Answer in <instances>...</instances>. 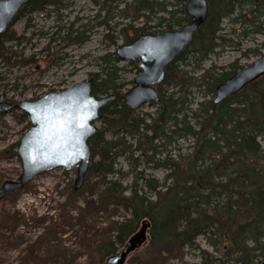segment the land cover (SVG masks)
I'll list each match as a JSON object with an SVG mask.
<instances>
[{
    "label": "trees",
    "instance_id": "1",
    "mask_svg": "<svg viewBox=\"0 0 264 264\" xmlns=\"http://www.w3.org/2000/svg\"><path fill=\"white\" fill-rule=\"evenodd\" d=\"M92 1L99 7L97 20L106 12L97 25L113 32L118 29V24L114 28L109 24L114 15L133 22L146 20L145 24L154 19L157 27L166 26L164 31L152 34L181 29L191 21L185 12L188 0ZM50 2L60 4L64 0ZM121 4L125 5L119 10ZM209 5L208 20L190 46L166 69L164 81L158 85L159 100L153 102L158 107L154 115H141L123 103L116 54L104 57L101 73L91 75L96 96L113 92L119 98L101 109L103 127L88 141L91 163L84 187L96 199L87 202V208L110 213L113 207L125 213L121 221L109 222L108 227L97 228L87 219L84 209L75 218L68 206L76 207L79 192L71 187L67 205L63 206L66 215L62 217L74 229L73 237L81 241L80 248L93 254L95 260L91 264H109V258L118 255L141 233H145V241L127 260L142 250L146 256L153 252L159 257H172L184 248H193L197 239L204 236L222 253V264L264 261V147L260 142L264 137V76L217 105L213 100L216 88L243 68L234 63L231 70L219 73L212 67L200 79L207 90L204 100L196 104L190 99L191 90L201 84L180 68L190 52L200 63L215 54L221 41H225L220 35L222 21L234 16L236 10L250 6L253 9L248 14L241 13V17L252 24L263 19L264 0H209ZM177 6L180 12L174 9ZM179 13L182 15L178 16ZM149 29L129 25L122 30L125 45L147 35ZM256 32H263L262 27ZM107 37L111 43L118 39L109 34ZM3 46L0 41L1 57ZM21 118L27 120L28 116L22 114ZM188 139H192V145L184 152L180 140ZM19 144L20 141L9 148L13 156L18 157ZM137 152L140 154L135 170L144 159V163L153 164L156 169H166L163 181L144 170L135 174L130 185H124L126 173L117 169L118 161L122 157L134 160ZM19 192L7 198L16 197ZM109 218L110 215L108 221ZM19 222L20 215L11 214V208L0 209V259L25 242L23 236L8 237L4 230ZM65 233L63 224L52 222L46 226L35 241L26 242L21 264H46L58 258L67 261L79 247L65 248L59 241ZM136 264L150 262L142 260Z\"/></svg>",
    "mask_w": 264,
    "mask_h": 264
},
{
    "label": "rangeland",
    "instance_id": "2",
    "mask_svg": "<svg viewBox=\"0 0 264 264\" xmlns=\"http://www.w3.org/2000/svg\"><path fill=\"white\" fill-rule=\"evenodd\" d=\"M127 2L130 3V1ZM173 2L176 3V0H172ZM70 3L76 6L72 10L69 7L60 10L58 12L60 14L59 19L55 16L56 20L54 18L47 21L42 20L41 23L45 26L46 30L47 28L52 29L50 31L52 35L57 32V27L65 26V28H69L73 22H76L75 29L81 26H90L91 28L88 33L89 39L85 48L79 50L78 47H73L62 50L64 48V42L69 39L67 31L59 35V38L53 45L50 43L49 38H45L41 42L44 51L46 48H52L56 58H64L65 54H70L71 58L67 59L66 62H62L63 64L60 66L52 68L51 72L42 81V75L37 70L38 60L43 61V64L46 65L44 63L46 58L37 56L40 51L39 49H41L39 41L33 39L31 43H23L20 45H17L15 42L6 43V47L11 52L21 53L22 57L17 60L21 62L22 60H26V64L14 65V62H10L8 65L4 64V61L0 59V79H2L0 80V100L5 99L7 96L16 98L19 102L24 100H38L50 92H61L76 83L93 78L91 77L92 74L101 73L102 66L105 64L102 58L110 54H116L118 48L125 44L126 39L122 30L129 25L135 28L148 26L150 28L148 34L166 29V26L157 27V20L154 19L145 24L146 20L133 22L130 19L114 15V19L109 24L113 28L118 24V29L114 32L109 31L105 26L97 25L106 16V12H103L100 19L97 20L96 15L99 12V7L92 0L66 1L68 6ZM124 5L121 4L119 10L123 9ZM174 9L180 12L181 8L177 6ZM252 9L250 6H245L243 9L236 10L234 16L223 19L220 35H222L225 41H221L223 42L221 43L222 46L218 47L215 54L211 55L204 63H200L196 59L197 57L193 56L191 52L188 54L187 60L180 63V68L187 72L189 77L193 76V78L198 79L194 81L201 84V86L197 85L191 90L192 94L190 99L194 100L196 104L204 100L203 97L207 89L200 79L207 70L214 67L216 72L219 73L229 71L231 70L230 66L234 63L241 68H245L264 56V18L258 23L252 24L240 15L241 13L243 15L248 14ZM70 12L71 15L69 14ZM61 15H65L66 17L62 18ZM180 15L182 14L179 13L178 16ZM36 16L38 18L37 22L40 24L39 19L42 18V15L38 13ZM161 16L166 17L165 15ZM77 18L83 19L80 24H77ZM23 24L24 19H21L18 24V29H14L17 36L22 34ZM260 27H262L263 32H256ZM175 29L179 30V27ZM108 34L114 38H118L115 39V43L110 42L107 37ZM132 36L133 33L130 31L129 37ZM85 55L86 57H84ZM13 60L15 59L13 58ZM116 66L121 68L117 82L122 85L121 91L124 95L134 86V79L139 74V68L132 63L118 61L116 62ZM74 70H78L79 72L72 74ZM109 94L114 93L110 92L106 95ZM196 107L195 105L194 108ZM157 108L156 104L148 103L137 112L141 115L152 116L156 113ZM22 114L21 111L16 110L7 115L3 114V116H0V186L7 180H18L22 172L20 159L8 151L30 129L29 118L22 120ZM97 127L101 129L103 127L102 123H97ZM111 137L112 135L109 133L108 138ZM128 140L130 143L136 144L135 140L130 138ZM191 142L192 139L180 140L184 152L189 151L192 145ZM260 142L264 147V137L260 138ZM139 154L140 152H137L134 155V160L131 159L129 161L127 158L122 157L118 161L117 169H122L123 173H126L122 179L124 185H130L135 180V174L144 170L147 175L154 176L160 181H163L167 175L166 169H156L153 164L144 163V159L139 162L140 166L135 170ZM77 175V167L69 171L58 169L42 173L32 183L27 185L24 190H21L16 197H6L0 202V209L11 208V214L20 215V222L16 226L13 227L11 225L13 228L6 227L4 229L6 235L8 237L23 236L25 238V242H22L20 248L10 250L4 259H0V264H21L23 261L21 252L26 248V242L30 239L35 241L45 231L46 226L51 225L52 222H57L65 226L66 233L59 240L63 242L64 247L71 248L72 250L79 247V249L73 255L70 254L67 261H65L66 258H58L48 261L46 264H91V261L95 260L92 253L80 248L81 241L73 237L74 229L62 217L66 215L63 206L67 205V195L70 193L71 187L74 186ZM78 192L76 207L68 206L69 212L71 211V216L75 218L79 217L82 213L81 209H84L86 216H88L87 219L91 220L97 228L99 226L108 227L109 222L121 221L123 219L125 213L122 209L116 210L111 207L109 210L110 213H98L94 209L87 208V202H90L92 199L95 200L96 197L91 196L84 186ZM109 215L110 218L108 221L107 217ZM196 244L193 248L182 249L181 252L172 257H168L166 254L163 257H159L153 252L146 256L143 255L142 252L144 251L142 250L126 260V264H136L142 260L149 261L150 264H222L221 261H225L222 258V253L214 248L206 237H199Z\"/></svg>",
    "mask_w": 264,
    "mask_h": 264
},
{
    "label": "water",
    "instance_id": "3",
    "mask_svg": "<svg viewBox=\"0 0 264 264\" xmlns=\"http://www.w3.org/2000/svg\"><path fill=\"white\" fill-rule=\"evenodd\" d=\"M30 1L0 0V33L7 30L14 17ZM185 12L191 21L181 29L147 34L118 49L117 55L122 62L141 63L134 86L123 95V103L131 110L138 111L148 103L158 102L157 86L164 81L166 69L190 46L208 20L209 0H188ZM263 76L264 56L219 85L214 103H223ZM94 83V78H90L38 100H25L17 105L0 104V112L21 111L28 116L31 125L17 150L21 175L18 180H7L0 186V202L24 190L42 173L58 169L69 171L77 167L74 187L77 191L83 188L91 163L88 141L99 130L97 123L102 120L101 109L119 98L117 94L96 96ZM144 241L145 233L137 235L118 255L109 258L108 263L126 264L129 254Z\"/></svg>",
    "mask_w": 264,
    "mask_h": 264
},
{
    "label": "flooded vegetation",
    "instance_id": "4",
    "mask_svg": "<svg viewBox=\"0 0 264 264\" xmlns=\"http://www.w3.org/2000/svg\"><path fill=\"white\" fill-rule=\"evenodd\" d=\"M36 1H39V2H36ZM66 1L67 0H64V2H62L60 4L59 3L55 4V3L50 2V0H32L28 4L23 6L21 11L12 20V22L9 25V27L7 28V30L0 33V41H2L4 44V46H3L4 54L2 57L0 55V59H2L4 61V64L9 65L10 62H14L13 63L14 65L15 64H26L25 63L26 60H22V62L20 60H17V59L22 57L21 53H19L20 54L19 55L18 52H11L10 49L6 47V43L15 42L17 45H20L23 43H31V41L33 39L34 40L37 39L39 41V45L41 47V49H39L40 51H39V54H37V56L46 58V61H44V63H46V65L43 64V61L38 60L39 63L37 66V70L39 71V74L42 75V81H43L47 77V74H49L51 72L52 68L60 66L61 64H63L62 62H66L67 59L71 58L70 54H65L64 58H56L52 48H50V49L46 48V50L44 51L42 46H41L42 45L41 42L45 38H49L50 43H52V45H53L56 43L57 39L59 38V35H61L65 31H67V33L69 34V39L64 42V44H63L64 48L62 50L71 49L73 47H78L79 50L85 48L86 43L88 42V39H89L88 33L90 31V28H91L90 26H81L80 28L75 29L76 22H73L71 24V27H69V28H65V26L57 27L56 28L57 32L52 35L50 33V31H52V29L50 30V28H47V30H46L45 26L41 23L42 20L47 21V20H51L53 18L56 20L55 16L59 19L60 14H58V12L60 10L65 9L66 7H69V9L72 10L73 7L76 6L75 4H72V3H70L68 6L66 4ZM72 1H74V0H72ZM38 13H40L42 15V18L39 19L40 24L37 22L38 18L36 16V14H38ZM69 14L71 15V12ZM61 17L65 18L66 16L61 15ZM21 19H24L23 31H22V34H20V36H17V33L14 29H16V30L18 29V24H19ZM76 20H77V24H80V22L83 19L77 18ZM27 35H29V36H27ZM12 36L15 37L13 40L10 39V37H12ZM117 51H116V57L118 58V62H122L117 55ZM14 54H15L16 58H15ZM84 57H86V55ZM9 58H10V60H9ZM13 58L15 60H13ZM102 61H104V57L102 58ZM127 63H132V64L136 65L139 68V70L141 71V68H140L141 63L140 62H137V63L127 62ZM77 72H79V71L74 70L72 72V74L77 73ZM0 80H2V79H0ZM157 89H158V86H157ZM20 102L18 100H16V98H12L11 96H7L5 99L0 100V104L1 103H9L12 105H17ZM13 111H16V109ZM13 111H11V112H13ZM3 114H5V113L0 112V116H3ZM23 114H25V113H23ZM5 115H7V114H5Z\"/></svg>",
    "mask_w": 264,
    "mask_h": 264
}]
</instances>
